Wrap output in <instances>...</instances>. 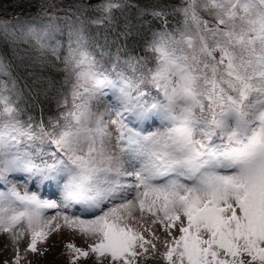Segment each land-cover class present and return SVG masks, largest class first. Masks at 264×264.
Masks as SVG:
<instances>
[{"label": "snow or ice", "instance_id": "6c2138e0", "mask_svg": "<svg viewBox=\"0 0 264 264\" xmlns=\"http://www.w3.org/2000/svg\"><path fill=\"white\" fill-rule=\"evenodd\" d=\"M36 7L31 16L0 15V36L34 51L32 67L63 65L60 88L48 82L62 110L47 122L25 118L23 90L0 58L9 77L0 80V232L15 241L26 227V250L36 252L66 227L94 241V264H137L160 239L144 226L147 214L167 237V264H264V0ZM93 27L96 36L114 33L115 50L95 41ZM65 31L66 48L57 38ZM129 37H140L146 55L131 54ZM29 182H54L59 199H42ZM66 248L75 253L69 264L89 257Z\"/></svg>", "mask_w": 264, "mask_h": 264}, {"label": "trees", "instance_id": "16d2710c", "mask_svg": "<svg viewBox=\"0 0 264 264\" xmlns=\"http://www.w3.org/2000/svg\"><path fill=\"white\" fill-rule=\"evenodd\" d=\"M67 1V0H66ZM76 1V0H74ZM88 1L92 5H96L101 0H78V2ZM87 2V5L89 4ZM165 2H171L165 0ZM38 0H0V15H3L5 19H11L17 14H25L27 16L34 15L37 11L36 4ZM69 5L64 1V6ZM133 23H136L135 17L132 18ZM152 30L160 28L162 21L152 20ZM177 20L174 17H169V25L175 26ZM123 25V20H121ZM139 26V25H138ZM144 32L150 36L148 24L143 25ZM91 32L94 35L95 41L99 44H111L112 50H115V44H113L114 33L111 31L105 33L103 29L100 30V35L96 36L97 29L92 28ZM120 43H125L121 40ZM128 49L132 55L144 56V43L140 37H129L126 41ZM66 48V47H65ZM36 53L28 49L27 45L21 43H13L11 39H4L0 36V58H3L4 62L9 65L11 77L18 80V87L23 90V98L21 100V106L26 108L25 118L31 115L34 119L40 120L43 118L45 122L52 118L54 115L61 111L57 105V96L54 89L49 88L48 82H52L56 85V89L64 83L65 73L62 71L63 65L56 63L54 65H46L40 67L33 65V58ZM147 55H151L147 53ZM51 58V57H50ZM39 78L42 80L43 88L39 83L34 82ZM9 77L0 74V80H8ZM30 89H33L30 91ZM35 89H40V95L34 97ZM44 89H48L47 92ZM66 90V89H65Z\"/></svg>", "mask_w": 264, "mask_h": 264}, {"label": "rangeland", "instance_id": "374dc122", "mask_svg": "<svg viewBox=\"0 0 264 264\" xmlns=\"http://www.w3.org/2000/svg\"><path fill=\"white\" fill-rule=\"evenodd\" d=\"M64 1L67 2L69 5H76V4L87 5L88 2V1L78 2V0L76 1L64 0ZM170 1L173 3H178V0H170ZM88 5L91 6L92 3H89ZM87 15L92 16L95 15V13L90 11L87 13ZM57 38L62 40L64 47L67 46L66 31L62 36L58 34ZM152 63H154V60ZM149 66L152 65L150 64ZM106 99L108 100L112 99L111 93L107 94ZM102 106L103 105H101V107ZM58 115L59 113L54 115L52 118L54 119ZM158 125H159V121L157 122V125L153 124L151 129L148 130H152V128L157 127ZM47 150L52 151L54 149L49 148ZM10 179H14L16 182L20 183L23 182L24 176L23 174H13L12 176H10ZM29 188L30 190H38L39 193L41 194L42 199H57V200L59 199V191L58 188L54 186V182L53 184L41 185L38 189L33 182H29ZM20 190L23 191V188H21ZM74 211L79 212V206H76ZM45 214L46 216H54L56 214V210L47 209ZM88 216L91 215L90 214L85 215L83 218L85 219L92 218ZM137 220H139L138 212H137ZM60 222L61 224L63 223L62 221ZM130 223L134 228L143 231L141 224L138 223L137 221H131ZM143 224L144 226H150L152 230L155 232V235L160 239L153 240V242L156 244L155 252H152L151 246L147 245L149 251L145 254V256L137 260V264H167V262L162 257V253L165 251L164 240L167 238L164 233V230L160 228L159 225H151V217L147 214L144 217ZM23 230L25 231V235L22 238H19L18 240L15 241L11 239L12 233L0 232V264H5V262H8V264H12L17 250L20 256V264H69L70 258L73 255H75V253H71L66 248L67 243H73L76 245V247L84 249L89 252V257L87 259L80 258L76 261V264H94V262L96 261L95 253H92L91 250L89 249V245L94 241L83 236V234L79 233L76 230H71L66 227H62L60 231L51 233L45 242L37 243L36 252H30L26 250L30 237L26 231V227ZM143 234L147 239H153L148 232H143ZM173 234L174 235L178 234V230L173 229ZM45 249H47V253L43 254L45 253ZM99 264H108V261L104 259L101 260Z\"/></svg>", "mask_w": 264, "mask_h": 264}]
</instances>
